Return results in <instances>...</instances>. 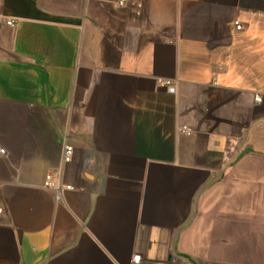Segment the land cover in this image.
Returning a JSON list of instances; mask_svg holds the SVG:
<instances>
[{"label":"crops","instance_id":"1","mask_svg":"<svg viewBox=\"0 0 264 264\" xmlns=\"http://www.w3.org/2000/svg\"><path fill=\"white\" fill-rule=\"evenodd\" d=\"M117 1L0 0V264H264V0Z\"/></svg>","mask_w":264,"mask_h":264},{"label":"built area","instance_id":"2","mask_svg":"<svg viewBox=\"0 0 264 264\" xmlns=\"http://www.w3.org/2000/svg\"><path fill=\"white\" fill-rule=\"evenodd\" d=\"M132 0H118L117 5L119 7H125L127 4H129ZM9 25H13V22H9ZM238 29H241V25H237ZM161 85L165 88L168 89L170 93H175L176 89L173 85V83L170 80L163 81ZM257 101H260L261 98L257 97ZM179 131L183 134H186L188 136H191L193 134V130L190 127L183 126L179 129ZM6 150L0 146V156H6ZM74 154V148L71 145H66L64 147V152H63V160L65 163H70L72 161ZM45 188L56 191V192H62L64 190L66 191H73L75 188L72 185H64L61 179L55 178L53 174L49 173L45 177ZM141 256L137 255L134 258V263H138L140 260Z\"/></svg>","mask_w":264,"mask_h":264}]
</instances>
